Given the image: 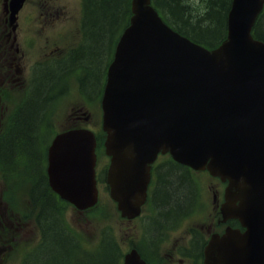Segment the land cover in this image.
Segmentation results:
<instances>
[{
  "label": "water",
  "instance_id": "95a60500",
  "mask_svg": "<svg viewBox=\"0 0 264 264\" xmlns=\"http://www.w3.org/2000/svg\"><path fill=\"white\" fill-rule=\"evenodd\" d=\"M263 0H233L227 37L208 50L168 27L150 0H132L102 98L107 184L122 217L139 214L159 151L228 180L223 218L244 232L213 236L203 264H264V42L251 35ZM95 138L59 134L48 180L79 209L95 204ZM124 264H145L135 250Z\"/></svg>",
  "mask_w": 264,
  "mask_h": 264
},
{
  "label": "trees",
  "instance_id": "16d2710c",
  "mask_svg": "<svg viewBox=\"0 0 264 264\" xmlns=\"http://www.w3.org/2000/svg\"><path fill=\"white\" fill-rule=\"evenodd\" d=\"M83 1V43L71 53L68 60L51 65V77H43L35 95L18 111L12 130L0 146L1 162L8 170L11 166V172L18 171L17 162L23 159L28 161L26 172L34 176L32 197L44 201L39 215L43 243L37 256L39 259H35L38 264H119L121 258L115 235L108 226L102 230L101 247L95 253L85 251L69 235L61 224L60 207L49 194L41 174L40 154L37 151L38 127L47 119V93H51L53 105V99L66 87L68 74L77 71L81 73L79 81L85 91L100 90L117 35L128 24L130 0ZM231 1L152 0V4L174 30L198 44L214 48L226 38ZM254 36L264 40L262 16L256 23ZM175 167L169 165L157 173L159 183L154 200L157 215L150 223L155 242L164 227L174 224L193 202L195 191L184 173L185 168ZM155 247L147 246L150 253Z\"/></svg>",
  "mask_w": 264,
  "mask_h": 264
},
{
  "label": "rangeland",
  "instance_id": "374dc122",
  "mask_svg": "<svg viewBox=\"0 0 264 264\" xmlns=\"http://www.w3.org/2000/svg\"><path fill=\"white\" fill-rule=\"evenodd\" d=\"M59 3L66 5V10L72 18L71 23L69 21L65 24H60L59 20L51 19V27L45 29L42 34L39 33V28L44 27L42 23L35 24L32 27L34 32L41 38L47 37L51 30V51L56 48H61L64 52L77 41L79 27L78 19L81 12V4L80 0H59ZM69 27H71V29L67 33L55 35L53 32L57 29H68ZM66 91L67 92L53 104L50 116L51 123L46 132L48 142L55 135L54 133L56 131L67 126L69 123L68 116L73 107L83 105V97L79 92L77 81L70 80V85ZM19 94L20 91L9 94L6 99H4L9 110H12L18 104L19 98L21 97ZM97 104H99V101ZM95 107L89 109L93 111L92 120L88 125L85 124V126L92 127L94 130H99L101 127V115L100 110L99 115L95 113ZM25 164L26 162L24 161L22 164L17 162V169H22L19 175L14 178L10 176L12 179H8V181L0 179V264H17L27 247L37 241L34 215L38 207L37 205H30L28 200V189L34 182V179L28 175V172H25ZM10 170L11 166L9 167V171ZM11 173H19V171L16 170ZM21 178H23V180H21ZM195 179L201 189L198 207L195 212L185 218L176 229H173L169 233L167 232L166 237L161 239L159 243V253L162 258L161 264H173L178 260L181 264H194L192 261L177 257L175 248L187 245L186 241L189 237L190 228L193 227L199 230V226H203V230L205 231V228L213 225V219L210 218L212 217L211 196L212 190L215 189L216 186L210 188L206 178L203 176H196ZM5 189L11 190L10 193L6 195V198L4 196ZM99 191L100 200L97 209L80 213L72 206L65 203L63 207V221L72 235L88 248L95 247L101 225L104 223L108 224L115 237L118 239L119 245L125 251L130 247L132 241H139L138 235L140 234V227L143 220L141 218L133 222H127L122 219L116 209L115 203L109 198L106 187L101 185ZM31 207L33 208L32 211L27 214L28 209ZM101 210L104 212L103 216L97 214ZM97 217H99V219ZM155 264L158 263L155 262ZM196 264L201 263L198 262Z\"/></svg>",
  "mask_w": 264,
  "mask_h": 264
},
{
  "label": "flooded vegetation",
  "instance_id": "af4514ba",
  "mask_svg": "<svg viewBox=\"0 0 264 264\" xmlns=\"http://www.w3.org/2000/svg\"><path fill=\"white\" fill-rule=\"evenodd\" d=\"M13 1L16 0H0V137L6 133L7 129L12 130V117L14 115L16 117L18 113L12 114L4 99L9 94L17 93L18 91H20L19 95L21 96L22 94L35 95L39 84L43 81V77H51V65L55 64H51V53L62 51L60 48L51 51V30L47 37L41 38L34 32L32 26L42 23L44 27L39 28V33L42 34L45 29L51 27V19L59 20L60 24H65L72 20L66 10V5L59 3V0H22L21 7L16 12L13 10V4L11 5ZM70 29H57L53 32L55 35H58L67 33ZM98 93L99 89L91 90L89 96L82 94L83 105L73 107L69 115L70 121L74 126L80 125L82 122L91 121L93 111L89 109L96 106ZM47 96L49 105L45 108V114L50 115L51 93L50 95L47 93ZM95 109V113L98 114V104ZM98 153L97 175L103 174L106 171L108 161L101 155L100 150ZM41 160L45 161L42 157ZM157 165L155 168L156 173L169 165L176 166V169L184 170L181 166L174 163L167 166L161 163ZM184 171L195 191L193 202L181 213L174 224L164 227V230L159 235L161 239L166 237L167 232L169 233L173 229H176L198 207L201 189L195 179L197 174L190 170ZM204 178H206L210 188L216 186L212 190L211 196L212 217L210 218L213 219V225L205 228V231L203 230V226H199V230L193 227L190 228L188 238L191 240L196 238L193 241V250L188 246L175 248L176 256H188L192 260H195L194 264L198 263L200 258H202L203 243L205 244L211 233L220 231L223 225L232 224V221L223 224L219 217L220 200L225 184L208 175ZM158 183L159 179L155 178L153 184L151 183L152 188H150L154 207L156 206L154 200ZM154 255L160 256L159 251H155Z\"/></svg>",
  "mask_w": 264,
  "mask_h": 264
}]
</instances>
